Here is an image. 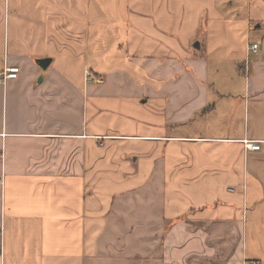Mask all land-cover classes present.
Returning a JSON list of instances; mask_svg holds the SVG:
<instances>
[{
    "label": "crops",
    "instance_id": "1",
    "mask_svg": "<svg viewBox=\"0 0 264 264\" xmlns=\"http://www.w3.org/2000/svg\"><path fill=\"white\" fill-rule=\"evenodd\" d=\"M4 64L0 264H264V0H0Z\"/></svg>",
    "mask_w": 264,
    "mask_h": 264
},
{
    "label": "built area",
    "instance_id": "2",
    "mask_svg": "<svg viewBox=\"0 0 264 264\" xmlns=\"http://www.w3.org/2000/svg\"><path fill=\"white\" fill-rule=\"evenodd\" d=\"M258 49L257 44H252L249 47V51L252 53H256ZM20 70L16 66H7L4 64L3 68L0 70V84H5L9 80H13L17 78L19 75ZM243 148L245 152H257L260 150V143L254 141H244ZM250 264H257L255 262H251Z\"/></svg>",
    "mask_w": 264,
    "mask_h": 264
},
{
    "label": "water",
    "instance_id": "3",
    "mask_svg": "<svg viewBox=\"0 0 264 264\" xmlns=\"http://www.w3.org/2000/svg\"><path fill=\"white\" fill-rule=\"evenodd\" d=\"M37 64L40 68L42 69H46L47 66L49 65V60L48 59H42V60H38Z\"/></svg>",
    "mask_w": 264,
    "mask_h": 264
}]
</instances>
